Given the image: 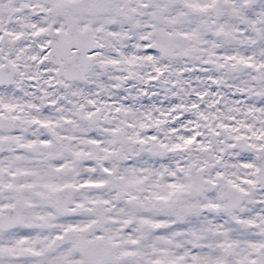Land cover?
<instances>
[{"label":"snow or ice","instance_id":"obj_1","mask_svg":"<svg viewBox=\"0 0 264 264\" xmlns=\"http://www.w3.org/2000/svg\"><path fill=\"white\" fill-rule=\"evenodd\" d=\"M0 264H264V0H0Z\"/></svg>","mask_w":264,"mask_h":264}]
</instances>
